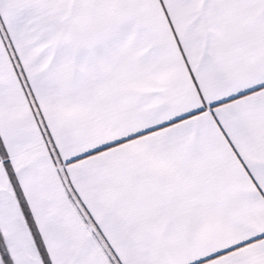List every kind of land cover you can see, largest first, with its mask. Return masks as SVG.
<instances>
[{"label":"snow or ice","instance_id":"1","mask_svg":"<svg viewBox=\"0 0 264 264\" xmlns=\"http://www.w3.org/2000/svg\"><path fill=\"white\" fill-rule=\"evenodd\" d=\"M0 264H264V0H0Z\"/></svg>","mask_w":264,"mask_h":264}]
</instances>
